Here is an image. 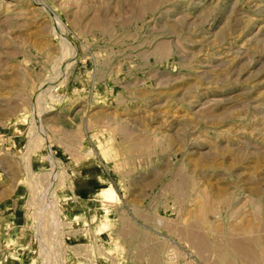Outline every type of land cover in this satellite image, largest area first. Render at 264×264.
I'll return each instance as SVG.
<instances>
[{
	"label": "rangeland",
	"instance_id": "obj_1",
	"mask_svg": "<svg viewBox=\"0 0 264 264\" xmlns=\"http://www.w3.org/2000/svg\"><path fill=\"white\" fill-rule=\"evenodd\" d=\"M2 200L0 264H264V0H0Z\"/></svg>",
	"mask_w": 264,
	"mask_h": 264
},
{
	"label": "crops",
	"instance_id": "obj_2",
	"mask_svg": "<svg viewBox=\"0 0 264 264\" xmlns=\"http://www.w3.org/2000/svg\"><path fill=\"white\" fill-rule=\"evenodd\" d=\"M21 194H23V190L21 189ZM7 200L0 201V210L2 211V215L0 216V232H4V234L11 229L9 234H5L4 236V248H9V246H14L13 242H11V235L15 233L21 234L23 242L27 243V231H24L27 229V219L26 214L24 211L20 210L17 206V204H11L9 206V203H5ZM12 227H11V226ZM24 229V230H23ZM1 238V237H0ZM25 243V244H26ZM1 257V256H0Z\"/></svg>",
	"mask_w": 264,
	"mask_h": 264
},
{
	"label": "bare ground",
	"instance_id": "obj_3",
	"mask_svg": "<svg viewBox=\"0 0 264 264\" xmlns=\"http://www.w3.org/2000/svg\"><path fill=\"white\" fill-rule=\"evenodd\" d=\"M101 153L103 154V156H105L104 151ZM102 184H103V187L98 191V194L107 197L109 200H117V198H118V195L116 192L117 187H114L111 182H107V181H102ZM106 203H108V202H106ZM106 207H101V208L103 210H106Z\"/></svg>",
	"mask_w": 264,
	"mask_h": 264
}]
</instances>
